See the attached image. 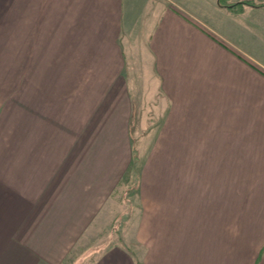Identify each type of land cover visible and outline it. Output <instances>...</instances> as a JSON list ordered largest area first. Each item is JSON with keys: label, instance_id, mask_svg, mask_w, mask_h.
Instances as JSON below:
<instances>
[{"label": "crops", "instance_id": "obj_1", "mask_svg": "<svg viewBox=\"0 0 264 264\" xmlns=\"http://www.w3.org/2000/svg\"><path fill=\"white\" fill-rule=\"evenodd\" d=\"M254 1L7 0L24 36L0 42H22L26 63L22 101L0 80V264L263 263L264 0ZM87 89L115 99L84 141L74 93ZM140 99L164 111L139 185L160 213L157 241L148 254L113 245L73 262L133 160ZM116 122L119 138L106 134ZM240 202L254 205L246 221L229 217Z\"/></svg>", "mask_w": 264, "mask_h": 264}, {"label": "rangeland", "instance_id": "obj_2", "mask_svg": "<svg viewBox=\"0 0 264 264\" xmlns=\"http://www.w3.org/2000/svg\"><path fill=\"white\" fill-rule=\"evenodd\" d=\"M161 1H164L165 3H177L176 0H172L173 2L170 0ZM186 1L193 3V5L196 6L201 5V0ZM247 1L249 0H219V2L222 4H229V6L227 5L228 7H234L236 5L232 6L233 4ZM250 2L255 1L250 0ZM7 4V0H0V20L3 24V26L0 27V36H8L10 32H20L21 35L24 36V30H17L16 27L11 26L12 22L8 21L10 18V12L8 9L9 6L7 7ZM244 4L246 3L241 4V6ZM3 19H5V21H2ZM134 30H136V28ZM9 47L11 48L9 49ZM23 48L24 44L22 42H0L1 84H9L8 86L12 91L9 90L7 93L11 94V97H14L18 101H22L24 98L23 84L26 60L23 57ZM85 66L86 69H88V66ZM88 77V74L81 75V81L79 82L82 89H85L88 86H85L86 82L90 80V77ZM0 86V94L6 93L4 88L6 86ZM67 94L73 95V92H68ZM74 94H76L75 96L82 97V100L80 101L81 112L75 121V128L78 130L80 127V130L83 131L81 133L82 138L84 141H86L88 137L85 139L83 137L84 135H88V132L85 131L87 130L85 126H87V124L90 122L95 125L96 120L97 124L100 123V117L104 114L103 108L101 110L99 109L100 105L103 106L104 100L106 98L114 97L115 99V92H106L105 90L95 92L94 90L89 91L87 89L84 91L81 90L80 92L75 91ZM143 100L144 99L141 100V106L138 108V113L136 114L135 119L133 115L132 117L130 116L133 118V121L132 123H128L129 128L132 126V130L131 128L129 130L131 133L130 146L132 147L133 160L131 164H129V167L122 173L119 182L114 186L111 196L106 198V202H104L102 206L103 208L97 213V217L87 230L88 232L86 231L84 235H81L80 239L75 243L73 247L74 250L72 252V260L75 257L73 262L77 261L78 258L76 257L86 256L89 252L91 253L93 249L97 248L100 251L101 249L104 250L105 248L113 245H122L135 251H137L136 249L138 248L139 250L143 251V254H148L150 252L149 244L157 241V232L160 229H157V225L160 222V220L158 221L157 217L160 213L159 210L153 212L154 204H148L147 201L144 202L139 185L141 183L140 177L142 166L148 158V153L152 150L154 142L153 136L154 134L156 135L158 133L155 132V130L160 127L161 120L164 116V111L159 112V108H156V111L154 112V108L147 107V101ZM94 104H96V107H98L97 110L95 109ZM116 104H118L117 101H113V109L115 110L118 109ZM126 109L127 112L128 108ZM123 118L126 119L127 116ZM92 120H94V122ZM118 125L123 126V124H117L116 122L112 125V131L106 134H111L115 138H119V134L122 129L121 127L118 128ZM123 131L125 132V129ZM123 136H125V134ZM90 143H92V141ZM81 144L83 145V142H81ZM247 187L245 189H247ZM154 199L157 200L155 197ZM156 204L157 203H155V205ZM221 204L222 201L218 202L219 208H221ZM234 208L235 210H232L233 214H229V217L234 216V218H238V216L241 214L239 220L245 219V221L247 217L250 216L248 215V212H251L250 214L252 215V212L254 213L255 210L254 205L253 208H249L248 205L242 202H240V204H236ZM246 209H248L247 212H245ZM239 210H241L240 214ZM164 220H166V223H170L169 217ZM243 221L240 236L242 238V244H245L249 241L245 239L247 238V235L243 230L245 224ZM142 243L145 244L143 247L137 246ZM261 258L262 254L260 255V259ZM66 262L69 263V259ZM258 262H260V260H258ZM262 264H264V261Z\"/></svg>", "mask_w": 264, "mask_h": 264}, {"label": "trees", "instance_id": "obj_3", "mask_svg": "<svg viewBox=\"0 0 264 264\" xmlns=\"http://www.w3.org/2000/svg\"><path fill=\"white\" fill-rule=\"evenodd\" d=\"M243 3H249V4L252 3V4H254V2H250V0H249V1H247V2H238V3H236V4H233L232 6H234V5H236V6H237V5H240V6H241V4H243ZM260 4H261V5H264V2H263V3H259V5H260ZM227 5L229 6V4H227Z\"/></svg>", "mask_w": 264, "mask_h": 264}]
</instances>
